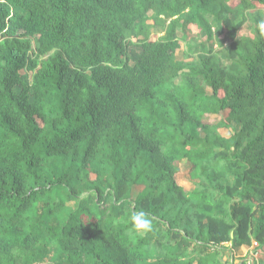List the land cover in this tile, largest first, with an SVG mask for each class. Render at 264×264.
<instances>
[{
	"label": "trees",
	"instance_id": "1",
	"mask_svg": "<svg viewBox=\"0 0 264 264\" xmlns=\"http://www.w3.org/2000/svg\"><path fill=\"white\" fill-rule=\"evenodd\" d=\"M261 19L264 0H0V264H245L253 242L264 264Z\"/></svg>",
	"mask_w": 264,
	"mask_h": 264
},
{
	"label": "rangeland",
	"instance_id": "2",
	"mask_svg": "<svg viewBox=\"0 0 264 264\" xmlns=\"http://www.w3.org/2000/svg\"><path fill=\"white\" fill-rule=\"evenodd\" d=\"M150 22V21H149ZM197 28L194 26L192 28L193 31H197L196 30ZM151 32H152V37H156L157 36H161L162 33L160 32V29L158 28H152L151 29ZM192 31H186L185 34L187 36V41L185 42L184 40H180V44H181V47L179 49H177V54H176V57L178 58V60H181L183 58V51L184 50H187L188 49V44L190 43V40L191 39H194L195 40V43H199L201 38L203 37L204 34H201L200 36H198L197 38L194 37V33H192ZM181 31H179L177 33L178 36H181ZM231 38L228 37V41L230 40ZM177 178V181L178 183H180V185H183L185 187V189L189 188L191 186V184H195L196 182H198L197 179H191L189 178V176H187V174L185 173H181V174H178L176 176ZM224 182H231V179H228V180H224ZM239 256H242V252H238ZM239 256H238V259H239Z\"/></svg>",
	"mask_w": 264,
	"mask_h": 264
},
{
	"label": "clouds",
	"instance_id": "3",
	"mask_svg": "<svg viewBox=\"0 0 264 264\" xmlns=\"http://www.w3.org/2000/svg\"><path fill=\"white\" fill-rule=\"evenodd\" d=\"M261 35H264V19L258 21L256 25ZM130 233L136 236H146L153 231L152 219L143 211L133 212L130 216Z\"/></svg>",
	"mask_w": 264,
	"mask_h": 264
},
{
	"label": "built area",
	"instance_id": "4",
	"mask_svg": "<svg viewBox=\"0 0 264 264\" xmlns=\"http://www.w3.org/2000/svg\"><path fill=\"white\" fill-rule=\"evenodd\" d=\"M258 244L253 242L250 250L247 252L245 256V264H261L262 255L261 252L258 250ZM232 260V258H231ZM239 260L233 258L232 264H238Z\"/></svg>",
	"mask_w": 264,
	"mask_h": 264
},
{
	"label": "crops",
	"instance_id": "5",
	"mask_svg": "<svg viewBox=\"0 0 264 264\" xmlns=\"http://www.w3.org/2000/svg\"><path fill=\"white\" fill-rule=\"evenodd\" d=\"M241 252V251H240ZM243 255V254H242ZM238 256H239V254H238ZM235 259H238V258H235ZM239 260V259H238Z\"/></svg>",
	"mask_w": 264,
	"mask_h": 264
}]
</instances>
